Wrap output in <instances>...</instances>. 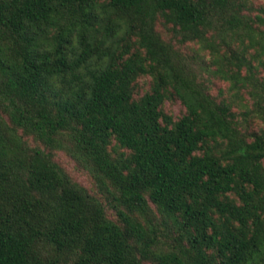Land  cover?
I'll list each match as a JSON object with an SVG mask.
<instances>
[{
    "label": "trees",
    "instance_id": "trees-1",
    "mask_svg": "<svg viewBox=\"0 0 264 264\" xmlns=\"http://www.w3.org/2000/svg\"><path fill=\"white\" fill-rule=\"evenodd\" d=\"M0 264H264V0H0Z\"/></svg>",
    "mask_w": 264,
    "mask_h": 264
},
{
    "label": "rangeland",
    "instance_id": "rangeland-1",
    "mask_svg": "<svg viewBox=\"0 0 264 264\" xmlns=\"http://www.w3.org/2000/svg\"><path fill=\"white\" fill-rule=\"evenodd\" d=\"M184 51H188V49H184ZM141 87L142 90H146L147 89V81L142 80L141 81ZM218 87H227V84L224 82H218ZM165 110L167 113L172 114L176 119L179 118L183 112H184V107L180 102H168L165 105ZM57 159L58 161L61 163V165L66 168V170L81 184H83L84 186H86L89 189H93L92 187V182L89 178V176L81 171H79L76 168V164L75 162H73L69 157H67L65 154L63 153H59L57 155Z\"/></svg>",
    "mask_w": 264,
    "mask_h": 264
}]
</instances>
